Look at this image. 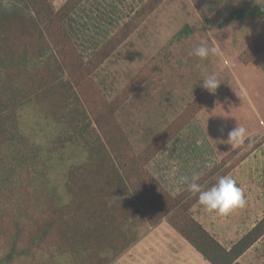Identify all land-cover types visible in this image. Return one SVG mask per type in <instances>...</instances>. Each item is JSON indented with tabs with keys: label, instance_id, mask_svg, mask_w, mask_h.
<instances>
[{
	"label": "trees",
	"instance_id": "1",
	"mask_svg": "<svg viewBox=\"0 0 264 264\" xmlns=\"http://www.w3.org/2000/svg\"><path fill=\"white\" fill-rule=\"evenodd\" d=\"M3 1L0 0V234L7 248L0 264H110L138 239L140 226H155L162 220L210 264H242L240 256L264 235V215L226 247L193 216L191 207L198 201L195 196L187 189L173 194L145 167L161 149L165 135L169 139V133L174 134L182 126L162 132L136 154L113 118L116 105L106 103L96 93L89 94L94 104L89 111L76 94L70 97L72 106L65 114V122L72 128L65 138L81 145L83 158L67 167L60 165L65 160L60 155L63 149L56 150L55 142L51 147L44 146L23 128L22 112L32 101L37 105L46 101L50 109L54 100L69 102L64 93L56 96L59 89H74L61 76L70 63L67 56L71 34L66 21L83 0H65L58 9L50 0H24L28 15L3 8ZM163 1L145 0L119 28L112 40L114 46ZM222 1L207 2L201 8L202 14L215 11ZM257 18H264V4L244 3L229 11L221 25ZM193 31L185 24L168 45L177 47ZM263 49L264 31L239 54V60L247 64ZM160 54L168 52L164 48ZM104 55L101 50L96 54L100 58ZM41 56L44 72L36 75L34 84V75L39 71L37 58ZM220 77L215 93L204 89L178 119H188L192 110L213 101L228 84L225 72H220ZM127 95L125 90L120 101ZM91 118L102 134L92 126ZM57 163L59 169L62 167L59 177L52 175Z\"/></svg>",
	"mask_w": 264,
	"mask_h": 264
},
{
	"label": "rangeland",
	"instance_id": "2",
	"mask_svg": "<svg viewBox=\"0 0 264 264\" xmlns=\"http://www.w3.org/2000/svg\"><path fill=\"white\" fill-rule=\"evenodd\" d=\"M50 1L55 9L65 2ZM209 1L165 0L114 46L112 40L119 28L145 0H83L66 21L71 34L70 56H67L70 63L61 76L70 81L74 89H59L56 96L64 93L69 102L53 99L54 106L50 109L46 101L39 105L32 101L22 112V126L44 146L51 147L55 142L56 150L63 149L60 155L65 160L60 165L64 167L83 158L81 145L65 138L72 132L65 122V114L72 106L70 97L76 94L89 111L94 106L89 94L96 93L106 103H114L113 118L125 131L136 154L162 132L182 126L174 134L169 133V139L165 135L161 149L145 167L173 194L187 189V185L179 182L181 175L189 178L197 175L205 189L220 176H232L243 191L244 207L227 215L209 212L198 201L191 207L193 216L229 247L264 215V49L247 64L239 60V54L264 31V18L227 25L221 22L232 9L244 3L264 4V0H223L215 11H206L204 16L201 8ZM24 2L5 0L2 6L28 15ZM185 24L194 28L193 33L177 47L168 45ZM202 39L210 47L217 46L221 55L207 60L195 56L194 49ZM164 48L166 55L160 54ZM99 50L104 57L96 56ZM42 58H37L39 71L34 75V84L36 75L44 72ZM205 69L225 72L228 84L213 101L192 110L188 119H178L205 89L199 82ZM125 90L128 95L120 101L119 96ZM91 120L92 126L102 134L93 118ZM237 126L245 127L251 139L233 147L228 134ZM55 156L58 160V154ZM61 168L57 163L52 175L59 177ZM146 227L148 224L137 229L138 236ZM6 248L0 234V259ZM193 254L200 257L194 249ZM239 261L264 264V235Z\"/></svg>",
	"mask_w": 264,
	"mask_h": 264
},
{
	"label": "clouds",
	"instance_id": "3",
	"mask_svg": "<svg viewBox=\"0 0 264 264\" xmlns=\"http://www.w3.org/2000/svg\"><path fill=\"white\" fill-rule=\"evenodd\" d=\"M194 55L201 60H207L210 56L216 57L221 55V51L215 45L208 46V42L202 39L195 47ZM199 82H202V87L209 92L215 93L221 83L220 73L205 69L201 73ZM246 139H251V134L243 126L235 127L228 134V140L233 147L244 144ZM197 180L198 176L195 174L191 178L187 175L179 177V182L187 185V191L197 198L199 204L204 206L205 210L227 215L236 208L244 207L246 201L243 191L237 186V182L232 176H220L215 183L206 189L203 185L197 183Z\"/></svg>",
	"mask_w": 264,
	"mask_h": 264
},
{
	"label": "crops",
	"instance_id": "4",
	"mask_svg": "<svg viewBox=\"0 0 264 264\" xmlns=\"http://www.w3.org/2000/svg\"><path fill=\"white\" fill-rule=\"evenodd\" d=\"M193 249L165 220H162L155 226L148 225L138 239L110 264H203L204 258L200 254L203 260L195 256Z\"/></svg>",
	"mask_w": 264,
	"mask_h": 264
}]
</instances>
